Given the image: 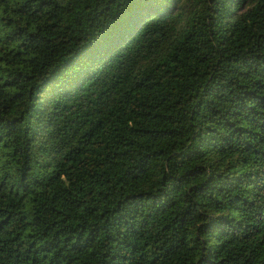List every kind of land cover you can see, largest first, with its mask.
Segmentation results:
<instances>
[{
    "label": "trees",
    "instance_id": "1",
    "mask_svg": "<svg viewBox=\"0 0 264 264\" xmlns=\"http://www.w3.org/2000/svg\"><path fill=\"white\" fill-rule=\"evenodd\" d=\"M0 264H264V0H0Z\"/></svg>",
    "mask_w": 264,
    "mask_h": 264
}]
</instances>
